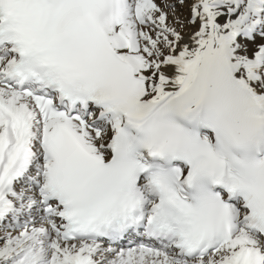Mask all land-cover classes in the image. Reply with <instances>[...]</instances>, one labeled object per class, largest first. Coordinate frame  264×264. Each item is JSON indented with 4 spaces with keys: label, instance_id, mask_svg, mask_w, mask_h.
Wrapping results in <instances>:
<instances>
[{
    "label": "snow or ice",
    "instance_id": "1",
    "mask_svg": "<svg viewBox=\"0 0 264 264\" xmlns=\"http://www.w3.org/2000/svg\"><path fill=\"white\" fill-rule=\"evenodd\" d=\"M0 264H264V0H0Z\"/></svg>",
    "mask_w": 264,
    "mask_h": 264
}]
</instances>
